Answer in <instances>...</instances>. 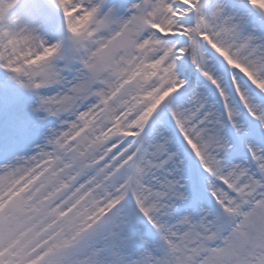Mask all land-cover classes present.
Returning <instances> with one entry per match:
<instances>
[{"label":"snow or ice","instance_id":"snow-or-ice-1","mask_svg":"<svg viewBox=\"0 0 264 264\" xmlns=\"http://www.w3.org/2000/svg\"><path fill=\"white\" fill-rule=\"evenodd\" d=\"M0 264H264V0H0Z\"/></svg>","mask_w":264,"mask_h":264}]
</instances>
